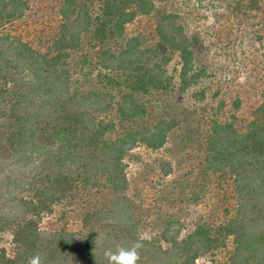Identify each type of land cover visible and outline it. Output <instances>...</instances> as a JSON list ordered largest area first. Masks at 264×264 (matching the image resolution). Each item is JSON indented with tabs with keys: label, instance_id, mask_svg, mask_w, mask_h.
I'll return each mask as SVG.
<instances>
[{
	"label": "trees",
	"instance_id": "16d2710c",
	"mask_svg": "<svg viewBox=\"0 0 264 264\" xmlns=\"http://www.w3.org/2000/svg\"><path fill=\"white\" fill-rule=\"evenodd\" d=\"M186 191L198 216L157 208L146 233ZM135 244L136 264H264V0H0V264Z\"/></svg>",
	"mask_w": 264,
	"mask_h": 264
},
{
	"label": "rangeland",
	"instance_id": "374dc122",
	"mask_svg": "<svg viewBox=\"0 0 264 264\" xmlns=\"http://www.w3.org/2000/svg\"><path fill=\"white\" fill-rule=\"evenodd\" d=\"M69 62H70L69 66L71 68L72 78H73L72 86H75V85H77V86H81V85L87 86L88 83H84L83 76L81 75L82 71H80V69H79V66L82 64L80 56L76 55V54H73L71 56ZM85 68H87V67H85ZM245 72H246V74L245 73H241V72L239 74H237L239 76V78H240V82L238 83L237 88L235 89L236 90L235 92L229 93L227 95L226 94L224 95V96L227 97V98L225 97L227 100H228V98L230 99V96H234L233 94L236 93V92H238V95H240V93L244 94V95L247 93V91H245V84L249 83V79L247 77V75H249V73L247 71H245ZM250 73L252 75H254L253 72H250ZM94 82L95 81H92L91 84H93ZM81 87H83V86H81ZM164 99L166 100V102H170V98L167 97V98H164ZM164 99H160L159 102H157V101L155 102L153 99L151 100L150 107L154 109V112H153V115L149 113V118L152 121H154L158 116H161L160 112H162V108H164V107H165V110L168 113H170V106L169 105L168 106H164ZM250 99L251 98H248L247 100L245 99L244 106H248L249 105V100ZM228 102H230V100H228ZM178 107H183V106H178ZM166 111L162 115H166ZM112 114H111V116H112ZM114 117H115V114H113V118ZM174 146H176V145H172V147H174ZM137 153L138 154H140V153L143 154V152H141V151H139ZM142 156H145L147 159L150 158V157H148V156H146L144 154ZM127 159H129V161L131 162L133 168L135 167L136 164L138 165V163L140 161V160H138V159H136V158H134L132 156H130ZM149 161H150V159H149ZM138 166H140V165H138ZM134 169H135L136 173L139 170V168H137V166ZM131 170H133V169H131ZM135 176H136L135 179L137 178V182L139 184H140L141 180H143L145 182L147 180L148 183H150V182H153V178H156V176H154L153 173H150L149 176H146V174L143 175L142 173L135 174ZM175 191L178 193L177 190H175ZM149 192L150 193H157L155 191L154 192L153 191H149ZM177 193H174V195H172L171 198H173V199H170V194H169V197H168L167 201L165 200V198L161 199V198L157 197V198H155L156 201L154 202L152 207H150V208L149 207H145L142 210V213H143L142 215L145 216V217H148L149 220H151L150 222L147 223L146 229H144V230H146L145 231L146 233L148 231L154 233L157 228L158 229L160 228V222H156V220L154 219V218H158V214L155 213L157 211V208H159V212L158 213L162 214V212H164V210H165V211L171 212L172 214H175L178 217L183 218L184 221H188L189 222L190 219H193L198 214V209L201 210V208L203 207V205L200 206L199 208L194 207V205L192 204L191 201L186 200L187 194H188L187 191H186V193H179L180 195H178ZM210 213L212 214V211ZM188 222H186V224L190 225V223H188ZM150 227H152V228L150 229ZM198 264H208V262L206 260H204V261H200Z\"/></svg>",
	"mask_w": 264,
	"mask_h": 264
},
{
	"label": "clouds",
	"instance_id": "9594fccd",
	"mask_svg": "<svg viewBox=\"0 0 264 264\" xmlns=\"http://www.w3.org/2000/svg\"><path fill=\"white\" fill-rule=\"evenodd\" d=\"M137 247H139V244H135L131 248H121L119 254L113 257L116 260V264H136L138 259ZM30 264H40L39 256H35Z\"/></svg>",
	"mask_w": 264,
	"mask_h": 264
}]
</instances>
